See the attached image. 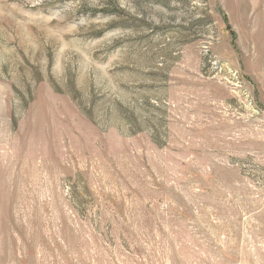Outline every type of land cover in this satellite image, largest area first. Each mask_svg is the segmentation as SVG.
<instances>
[{
  "label": "rangeland",
  "instance_id": "1",
  "mask_svg": "<svg viewBox=\"0 0 264 264\" xmlns=\"http://www.w3.org/2000/svg\"><path fill=\"white\" fill-rule=\"evenodd\" d=\"M0 264H264V0H0Z\"/></svg>",
  "mask_w": 264,
  "mask_h": 264
}]
</instances>
